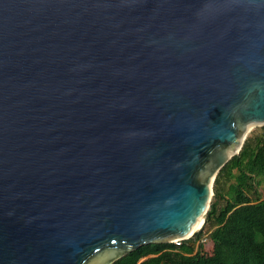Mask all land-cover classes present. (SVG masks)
<instances>
[{"label":"water","instance_id":"water-1","mask_svg":"<svg viewBox=\"0 0 264 264\" xmlns=\"http://www.w3.org/2000/svg\"><path fill=\"white\" fill-rule=\"evenodd\" d=\"M257 126L264 0H0V264L188 240Z\"/></svg>","mask_w":264,"mask_h":264},{"label":"trees","instance_id":"trees-1","mask_svg":"<svg viewBox=\"0 0 264 264\" xmlns=\"http://www.w3.org/2000/svg\"><path fill=\"white\" fill-rule=\"evenodd\" d=\"M264 182V127L248 136L238 156L218 173L205 228L215 255L201 262V235L178 244H149L114 264H264V199L257 187ZM250 192V194L248 193ZM217 198L224 202L222 206Z\"/></svg>","mask_w":264,"mask_h":264},{"label":"rangeland","instance_id":"rangeland-1","mask_svg":"<svg viewBox=\"0 0 264 264\" xmlns=\"http://www.w3.org/2000/svg\"><path fill=\"white\" fill-rule=\"evenodd\" d=\"M261 128H263V127H260V126L254 127L248 136H254V135L259 134ZM248 193L250 194V192H248ZM213 194H214V191H213ZM257 194H258V197L261 198V200L264 199V182H262L260 184V186L257 187ZM215 200H216V198H214V196H213V198L210 202V205L212 203L216 202ZM217 203H219V206H222V204L224 202L222 201V199L217 198ZM206 217H207V215H206ZM205 222H206V220H205ZM198 234L201 235V238H200V241L197 242L196 246L200 244V245H202V248H203V250L201 252V262L208 261V260L212 259L215 255V247H214L213 241L209 238V230L207 227L205 228V225H204V228ZM191 238H193V236L190 237L189 239H191Z\"/></svg>","mask_w":264,"mask_h":264},{"label":"bare ground","instance_id":"bare-ground-1","mask_svg":"<svg viewBox=\"0 0 264 264\" xmlns=\"http://www.w3.org/2000/svg\"><path fill=\"white\" fill-rule=\"evenodd\" d=\"M252 130L250 128V131H252ZM201 224H202L201 221L198 222V224L195 226V228L192 230V232L188 235V237L193 236L196 233V231L200 228Z\"/></svg>","mask_w":264,"mask_h":264}]
</instances>
